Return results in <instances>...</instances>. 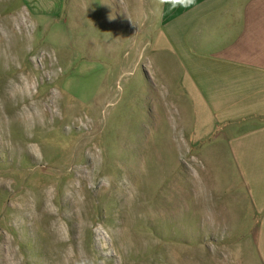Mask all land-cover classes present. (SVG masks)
I'll return each instance as SVG.
<instances>
[{
    "label": "rangeland",
    "instance_id": "374dc122",
    "mask_svg": "<svg viewBox=\"0 0 264 264\" xmlns=\"http://www.w3.org/2000/svg\"><path fill=\"white\" fill-rule=\"evenodd\" d=\"M124 1L0 0V264H263L233 156Z\"/></svg>",
    "mask_w": 264,
    "mask_h": 264
},
{
    "label": "crops",
    "instance_id": "0c3cea01",
    "mask_svg": "<svg viewBox=\"0 0 264 264\" xmlns=\"http://www.w3.org/2000/svg\"><path fill=\"white\" fill-rule=\"evenodd\" d=\"M153 11L155 44L180 71L194 123L227 145L257 217L264 264V0H126ZM132 16V15H131Z\"/></svg>",
    "mask_w": 264,
    "mask_h": 264
},
{
    "label": "bare ground",
    "instance_id": "6f19581e",
    "mask_svg": "<svg viewBox=\"0 0 264 264\" xmlns=\"http://www.w3.org/2000/svg\"><path fill=\"white\" fill-rule=\"evenodd\" d=\"M24 86V85H23ZM24 88V87H23ZM20 89V88H19ZM24 91V90H23ZM17 92V91H16ZM18 93H19V91H18ZM27 109V108H26Z\"/></svg>",
    "mask_w": 264,
    "mask_h": 264
},
{
    "label": "clouds",
    "instance_id": "9594fccd",
    "mask_svg": "<svg viewBox=\"0 0 264 264\" xmlns=\"http://www.w3.org/2000/svg\"><path fill=\"white\" fill-rule=\"evenodd\" d=\"M173 2H175V0H173Z\"/></svg>",
    "mask_w": 264,
    "mask_h": 264
}]
</instances>
